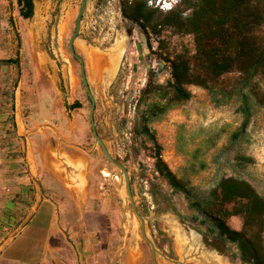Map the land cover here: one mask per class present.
Masks as SVG:
<instances>
[{
    "label": "rangeland",
    "instance_id": "374dc122",
    "mask_svg": "<svg viewBox=\"0 0 264 264\" xmlns=\"http://www.w3.org/2000/svg\"><path fill=\"white\" fill-rule=\"evenodd\" d=\"M80 2L35 0L27 22L21 19L16 0H0V59L18 60L14 64L0 62V199L6 187L18 184L13 174L23 176L24 185H32L24 152H28V164H39V153L47 154L52 146L49 139L53 146H60L68 160H72L69 153H92L89 162L97 167L93 205L100 204L106 225L114 230L111 248L123 250L115 260L153 264L119 170L92 136L89 104L65 53ZM146 4L155 7L149 1ZM188 13L185 10L183 15ZM81 25L82 35L95 42L102 38L103 43L131 30L128 59L118 74L119 83L107 96L102 93L103 97L94 81L99 71L91 62L101 51L87 50L80 37L74 42L88 58L90 80L95 85L91 92L101 97L94 110L96 132L111 156L128 171L136 208L145 219V233L156 248L157 264H241L236 244L221 241L215 231L210 232V222L157 173L154 162L158 150L168 168L198 192L208 191L221 177L235 176L250 182L264 196V106H252L245 133L233 140L231 135L242 120L239 101L231 98L216 105L207 89L191 84L187 86L191 92L188 100L171 105L149 122L151 139L138 133L136 127L141 113L159 97L151 95L139 101L141 89L151 73L155 82L165 84L170 68L164 57L179 51L191 55L192 36L167 26L158 34L146 33L121 14L120 0H88ZM258 33L264 35V25ZM57 57L68 61L67 68L64 64L58 67L62 90L58 89ZM232 77L228 74L223 80ZM73 99L81 102L79 107L69 104ZM226 222L238 229L241 218L229 216Z\"/></svg>",
    "mask_w": 264,
    "mask_h": 264
},
{
    "label": "trees",
    "instance_id": "16d2710c",
    "mask_svg": "<svg viewBox=\"0 0 264 264\" xmlns=\"http://www.w3.org/2000/svg\"><path fill=\"white\" fill-rule=\"evenodd\" d=\"M26 6L25 12L20 11L23 16L31 12L28 0ZM120 10L146 33L158 34L167 26L190 34L194 44L191 55L179 51L164 57L170 68L165 84L155 82L152 73L147 75L139 101L151 95L159 100L141 113L137 132L154 139L149 122L171 105L188 100L191 92L187 86L192 84L207 89L216 105L231 98L239 101L237 110L242 120L231 137H242L252 106H264V35L258 33L264 25V0H181L164 12L148 6L146 0H120ZM185 10H189L187 15H183ZM0 62L14 64L18 60L5 58ZM228 74L233 77L223 80ZM154 167L187 198L190 208L210 222V232L215 231L221 241L236 244L241 264H264V196L250 182L235 176L221 177L208 191L198 192L168 168L158 150ZM229 216L241 218L238 229L227 224Z\"/></svg>",
    "mask_w": 264,
    "mask_h": 264
},
{
    "label": "crops",
    "instance_id": "0c3cea01",
    "mask_svg": "<svg viewBox=\"0 0 264 264\" xmlns=\"http://www.w3.org/2000/svg\"><path fill=\"white\" fill-rule=\"evenodd\" d=\"M49 143V152L39 153L37 165L28 164L24 152L32 185L13 174L18 184L3 190L0 264H126L114 258L123 250L111 248L114 230L106 225L105 210L93 205V154L69 153L68 160L60 146H53L51 139Z\"/></svg>",
    "mask_w": 264,
    "mask_h": 264
},
{
    "label": "flooded vegetation",
    "instance_id": "af4514ba",
    "mask_svg": "<svg viewBox=\"0 0 264 264\" xmlns=\"http://www.w3.org/2000/svg\"><path fill=\"white\" fill-rule=\"evenodd\" d=\"M28 1L30 4L31 12L27 16H23L20 14V11L25 12L27 9L26 0H21V3L19 5H17L18 13H19L21 19H23V21H27V22L30 21V19L32 18L35 0H28ZM60 1L61 0H56L57 4ZM57 4H56V9H58ZM84 13H85V11L81 15L79 32H78L77 36L75 37V39L73 40V44H72L73 49L80 56V58L82 60L83 71H84L86 82H87V85H88L90 92L92 89H94L95 85L90 80V72L88 71V67H87L88 58H87V56L83 50H79L77 48L74 41L80 37L82 45H84L87 50L92 48V49L97 51L96 53L101 51V53H102L101 56L99 55L95 59L93 58L91 60V62L97 66V69L99 71V76L97 78L95 77L94 81L97 84L96 86L99 89L100 96L103 97L102 93L104 94V96H105V94L107 96L108 92H110V90L114 87V85L116 83L117 84L119 83L118 74L121 71V67L123 66L125 61H127V59H128L127 50L129 48V43H131L130 42V38H131L130 31L131 30L129 32H126V30H124V32H125L124 34L119 35V36L116 35L111 41L106 42V43L101 42L102 38H100L97 42L92 41L91 39H88L86 36L81 34V27H82L81 22H82V19L84 17ZM75 19H76V16L74 18V24H73V29H72L71 33L73 32L74 27H75ZM70 36H71V34H70ZM70 36L68 37V40H67V49L68 50L65 53L68 54V56H70L69 63L71 64V66H73V70L76 72L77 85L82 87V89L84 90L85 99L88 102L89 108H90L92 101L87 94V91L85 89L84 83H83L82 78H81V73H80L81 72L80 71L81 63L76 57H74L71 54V52L69 50L68 43H69ZM54 38H55L54 40L56 41V38H57L56 32H55ZM145 43H146V40H145ZM55 63H56L57 69H58V72H57L58 89L62 90L63 79L60 76V71H59L58 67H59V65L64 64L65 68H67L68 61L65 60L64 57H59V58L57 57V60ZM91 94L93 96V104H94V110H95V105L98 102H101V97L94 95L92 92H91ZM127 100L128 99H126V101ZM66 103H67V101L65 100L64 104H66ZM69 104H71L73 107H79L81 102L77 99H73ZM88 114H89V110H88ZM93 119H94V111H93ZM88 120H89V118H88ZM94 123H95V121H94ZM95 128H96V125H95Z\"/></svg>",
    "mask_w": 264,
    "mask_h": 264
},
{
    "label": "water",
    "instance_id": "95a60500",
    "mask_svg": "<svg viewBox=\"0 0 264 264\" xmlns=\"http://www.w3.org/2000/svg\"><path fill=\"white\" fill-rule=\"evenodd\" d=\"M87 1L88 0H81L80 3V7L76 13V19H75V27L73 32L71 33V36L69 38V50L71 52V54L76 57L81 65H80V73H81V78L82 81L84 83L85 89L87 91V94L89 96V98L91 99V105L89 108V114H88V118H89V124H90V130L92 133V136L94 138V140L99 144V146L101 147L102 152L104 153V155L106 156V158L108 159V161L110 163H112L115 167L118 168L120 176L122 178V187L124 189V193L125 196L127 197V199L129 200L130 203V207L132 209L133 214L137 217V219L139 220L140 223V234L142 235L143 239L148 243L149 247H150V252H151V258L153 261V264H157L156 258H155V252H156V248L154 243L147 237L146 233H145V219L144 217L138 212L133 196H132V192L130 189V180H129V174L128 171L125 167V165H123L121 162L115 160L111 154L109 153L107 147L105 146L103 140L101 137L98 136L97 132H96V128H95V123H94V119H93V111H94V104H93V96L91 94V92L89 91L87 82H86V78H85V74L83 71V65H82V60L80 58V56L74 51L73 49V40L75 39V37L77 36L79 29H80V19H81V15L83 14V12L85 11L86 5H87Z\"/></svg>",
    "mask_w": 264,
    "mask_h": 264
},
{
    "label": "built area",
    "instance_id": "2783aa9c",
    "mask_svg": "<svg viewBox=\"0 0 264 264\" xmlns=\"http://www.w3.org/2000/svg\"><path fill=\"white\" fill-rule=\"evenodd\" d=\"M158 3V8L159 9H161V10H169V9H171L172 7H174V4L173 3H171L169 0H161V1H156V2H154L153 4H154V6H155V4H157ZM117 176H115V178H116Z\"/></svg>",
    "mask_w": 264,
    "mask_h": 264
},
{
    "label": "clouds",
    "instance_id": "9594fccd",
    "mask_svg": "<svg viewBox=\"0 0 264 264\" xmlns=\"http://www.w3.org/2000/svg\"><path fill=\"white\" fill-rule=\"evenodd\" d=\"M146 1H149L151 4H153L154 2L156 1H161V0H146ZM171 3L175 4L176 2H178L179 0H169ZM155 7H158V3L155 4Z\"/></svg>",
    "mask_w": 264,
    "mask_h": 264
}]
</instances>
